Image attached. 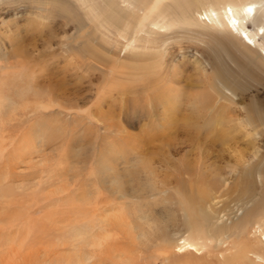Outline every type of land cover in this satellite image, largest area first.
<instances>
[{
  "label": "rangeland",
  "instance_id": "374dc122",
  "mask_svg": "<svg viewBox=\"0 0 264 264\" xmlns=\"http://www.w3.org/2000/svg\"><path fill=\"white\" fill-rule=\"evenodd\" d=\"M66 2L69 19L57 15L54 24L41 16L54 10L47 0H0V264H260L258 226H236L244 202L222 184L204 191L198 250L179 249L187 212L165 182L168 161H199L188 125L202 128L199 153L215 151L206 164L220 182L232 187L242 171L259 161L264 168V74L237 78L243 90L231 99L217 69L239 72L222 55L226 45L238 49L187 38L173 51L181 82L159 83L158 57L138 61L145 70L125 69L116 63L124 41L88 18L86 6ZM145 179L157 191L142 194ZM184 193L198 197L190 182ZM145 213L154 227L143 238ZM170 219L177 224L169 234ZM98 239L104 246L96 249L90 242Z\"/></svg>",
  "mask_w": 264,
  "mask_h": 264
},
{
  "label": "bare ground",
  "instance_id": "6f19581e",
  "mask_svg": "<svg viewBox=\"0 0 264 264\" xmlns=\"http://www.w3.org/2000/svg\"><path fill=\"white\" fill-rule=\"evenodd\" d=\"M47 1L54 10L52 13L49 11L41 13L45 22L51 21L54 23L57 15L69 19L66 16H70L69 13H71L70 10L72 8V5L68 7L66 2H69V0ZM77 1L87 7L85 14L88 18L92 16L103 27L102 23L106 24L124 41L122 48L124 58L118 59L116 61L117 64L121 63L128 70L136 68L145 70L146 66L138 65V61L151 59L153 56L158 57L159 83L161 81H166V84L167 82L170 84H179L181 82L178 77V71L175 69L176 67L173 68L175 62L173 51L177 48L175 47L176 44L182 43L187 38L191 39V42L197 47L203 46L207 40H210L217 44H231L232 48L238 49L239 54H233L226 45L222 55L229 57L234 69H237V71L239 69V72L233 73L229 66L227 68L224 65H220V69H217V71L228 77L225 85L231 88L234 93L227 90L222 83L220 88L225 89L228 94L232 95L231 99L237 98L234 94L243 90V84L240 81L239 84L238 81L237 83L235 82L237 78L243 75L256 76L257 70L264 74V54H262L264 53V21L261 22L260 20L264 19V0H100V3L103 4L101 6L93 3L92 0ZM249 26H252L253 30L250 31ZM60 34L64 36L66 32L63 31ZM218 61H220L219 58ZM204 68L202 66L201 71L205 72ZM172 91L170 90V92ZM166 94L164 92L162 95L166 96ZM162 95L160 94V102L161 100L165 102L167 98L162 97ZM252 102L253 99L249 100V105ZM40 107L42 108L43 105L39 104L38 108ZM191 110L193 111L192 114H194V120H200L204 116V113L199 108L193 107ZM184 127L183 133L186 134V140L190 144L194 143L196 145V153H198L200 158L196 164L187 158H183L181 159V167L168 161L170 168L173 167L165 182L166 187L169 186L168 195H170V199H173L174 193L182 196V198L178 197L182 205L181 209L184 213L187 212L185 214L187 223L181 228L188 232V236L181 243L182 245L179 249L198 250L195 241L200 239V234L203 233L202 230L204 228V225L200 224L204 222L201 217L200 207L207 197V193H204V191H218V189L222 188L221 184L227 187L225 191L227 194L236 193L238 195L237 200L244 202L245 213L236 226L243 231L249 224L252 226L257 225L258 228L255 234L260 232V236H256L260 237V242L264 244V168L260 167V161L256 164L253 163L252 172L251 170L242 171V175L236 177L234 185L230 187L227 185V181H225L226 184L220 182L221 174L210 170V165L206 164L208 155L215 151L212 149L201 151V153L198 151L202 148L198 144V137L200 132H202V128L189 125ZM205 139H208V136L205 135ZM214 157H216L218 162L223 163L226 161L224 153H217V156ZM227 168L231 167L226 165L224 169ZM234 169L239 175V165ZM254 172L259 173L256 181H254ZM232 177L235 176L232 174ZM145 182L142 194L145 195L157 191V185L151 179L150 181L145 179ZM187 182H190L197 191L198 197L196 199L193 196L185 197L184 192ZM197 204L199 205L198 209L194 208V206H198ZM138 218L144 222L143 225L146 227V230H143L140 236L146 238V234L151 232L154 227L151 222L152 218L146 213ZM170 220L171 222H169L167 227L169 234L172 228L175 230L174 227L177 224L173 219ZM221 232L222 230L218 231V233L210 232V236L218 237ZM90 245L96 249L104 246L99 239L90 242ZM261 250L263 252L260 255L256 254V256L259 263L264 264V249L256 251L260 252ZM234 261L236 259H232V262ZM122 262V264L130 263H125V260H122Z\"/></svg>",
  "mask_w": 264,
  "mask_h": 264
}]
</instances>
